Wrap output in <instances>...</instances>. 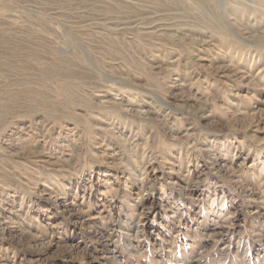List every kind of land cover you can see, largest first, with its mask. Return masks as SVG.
I'll use <instances>...</instances> for the list:
<instances>
[{
  "label": "rangeland",
  "instance_id": "1",
  "mask_svg": "<svg viewBox=\"0 0 264 264\" xmlns=\"http://www.w3.org/2000/svg\"><path fill=\"white\" fill-rule=\"evenodd\" d=\"M0 264H264V0H0Z\"/></svg>",
  "mask_w": 264,
  "mask_h": 264
}]
</instances>
